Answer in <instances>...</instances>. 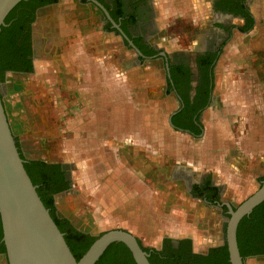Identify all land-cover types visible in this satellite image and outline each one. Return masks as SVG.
<instances>
[{
  "label": "crops",
  "instance_id": "obj_1",
  "mask_svg": "<svg viewBox=\"0 0 264 264\" xmlns=\"http://www.w3.org/2000/svg\"><path fill=\"white\" fill-rule=\"evenodd\" d=\"M260 2L248 3L254 29L260 26ZM42 16L47 30L42 25L36 30L45 35V32L62 28L77 31L73 0H59L54 13ZM248 44L250 46V42ZM107 49L112 53L126 48L115 45ZM230 51L225 50L219 63L227 64L231 60ZM134 54L133 51L131 58L120 57L124 65L120 73L83 71L81 86L75 85L79 79L76 73L74 76L69 71L59 74L66 84H72L66 92L81 97L84 112L80 119L75 117L74 103L79 99L71 100L72 106L66 109L64 118L65 138L61 141L49 138L59 136L57 86L46 89L40 83L33 96H27L23 82L14 92V99L9 100L18 110L11 114L6 112L11 132L16 130L12 133L16 140L35 146L42 156L63 164L68 185L52 196L54 213L57 218L67 220L76 231L96 236L100 230L123 228L145 245L157 249L164 238H188L197 252L223 245L221 207L228 209L227 205L233 206L236 199L254 191L257 179L263 174L264 158L259 160L262 163L258 166H251L256 157L253 151H249L247 142L229 131L231 127L225 126L222 120L218 119L215 125L205 123L207 116L203 112L200 134L189 137L171 128L168 111L169 127L183 133L180 137L195 141L187 144L189 152H178L176 159L169 155L155 158L154 122L147 115L148 99H142L138 88L137 91L131 89L126 80L122 81L131 77V73L134 75L131 67L138 64ZM38 61L33 77L42 81L49 79L52 85L57 75L41 71L40 64L48 62L46 57ZM27 74L30 73L24 75ZM215 78L213 101L215 89L225 92L227 81L225 76ZM229 87L231 95H249V86L233 92ZM139 101L146 104L139 105ZM140 111L146 114L144 122L139 121ZM62 142L64 149L60 148ZM193 186L209 189L202 195L194 194ZM211 187L216 188L214 196ZM244 264H264V255L249 257Z\"/></svg>",
  "mask_w": 264,
  "mask_h": 264
},
{
  "label": "rangeland",
  "instance_id": "obj_2",
  "mask_svg": "<svg viewBox=\"0 0 264 264\" xmlns=\"http://www.w3.org/2000/svg\"><path fill=\"white\" fill-rule=\"evenodd\" d=\"M250 1L251 3L253 2V0ZM152 2L154 18L157 21L156 31L159 29L156 33L161 39V45L168 51L182 48L185 44L193 46L194 38L186 35L190 32L189 29L192 30L200 26L199 24L206 20L209 14V0H159L158 3L157 0H152ZM77 4L73 0V11L75 12L73 19L77 23V31L71 32L62 28L54 32H45L47 33V39L43 46L48 47L49 51L51 50L52 52H39L34 59L33 71L39 67V58L46 55L48 62L44 65L40 64L41 71L55 73L58 79L50 85L51 81L49 79L42 81L38 77L34 78L32 72L27 75H24L26 73L13 75L10 77L9 83L4 82L0 84V93L2 92L1 100L7 114L18 110L17 105H13L9 100L14 99L12 97L14 92L18 91V87L21 84L23 85V82H25L27 96H33L35 87L40 83L46 89L57 86L56 99L58 109L56 112L58 115H56L59 125L56 126V130L60 137L49 136V138L54 140H59L60 138V141L65 138L64 118L67 115L66 109L72 106L71 100H74V98L79 99V102L74 103L75 117L80 119L84 112H82L81 108V97L66 92L67 88L72 87V84L71 82L66 84L65 79L61 78L59 74L65 75V72L69 71L74 76L73 73H76L79 79H77V84L75 85L81 86L83 71L98 72L101 70L112 72V74L114 72L120 73V69L124 66L123 63L121 64L122 60L120 57L126 59L133 56L131 49H124L125 47L118 35L101 29L100 13L94 7H86V4H83V7V5ZM260 5L259 11L262 12L260 26L254 29V24H252L249 35L242 36L235 33L232 36L229 46L233 45L237 47L238 51L229 48L228 50H231L229 52L231 60L228 63L226 62L227 64L218 63L215 71L216 80L218 76H225L227 78L226 91L224 92V89L219 91L216 88L212 105L208 106L203 113L204 116H207L205 123L215 125L218 119L222 120L225 126L231 127L229 131H234V133L247 142L249 151H253L254 156H256L254 157L255 160L251 161V166H258L257 164L262 163L259 160L264 158V0H261ZM55 10L56 8L46 10V14H52ZM43 19L42 16L38 22L39 25L37 24V28L42 25L47 30L43 24ZM236 44L238 45L236 46ZM115 45L121 46L124 50H115L109 53L107 47ZM117 58H120V60L118 61ZM248 58L249 60H247ZM136 63L138 64L131 67V71L134 74L132 75L131 73L130 76L132 78H123L122 81L126 80L131 89L137 91L136 88H138V92H142L139 95L142 99L146 97L148 99L146 102L148 104L147 115L154 122L155 158L156 156L165 158L166 155H169L176 159L179 156L178 152L181 154L189 152L186 149L187 144L195 140L189 137H180L184 136L182 135L183 133L175 132L169 127L167 122L169 106L165 104V101L160 99L157 85L160 83L159 74L147 60H136ZM216 86L217 83L215 84ZM247 86H249V95H231L228 93V87L233 92ZM144 103L139 101V105H145L146 103ZM242 107H244L243 110ZM145 115L143 111H140L138 113L139 121L144 122ZM16 141L24 156L40 157L46 161H53L52 158L42 156L37 148H34L35 146L29 143H22L19 140ZM60 148H65L63 142L60 143ZM262 168L263 174L259 176L260 178L264 177V167ZM260 178L257 179L253 190L259 186ZM244 198L245 196L236 199L233 206L238 205ZM226 216L224 215L222 220L223 231L225 229L224 218ZM102 231L104 230H100L96 234L98 235ZM140 241L142 245L147 246L142 240ZM0 264H6L4 253L3 257L0 258Z\"/></svg>",
  "mask_w": 264,
  "mask_h": 264
},
{
  "label": "flooded vegetation",
  "instance_id": "obj_3",
  "mask_svg": "<svg viewBox=\"0 0 264 264\" xmlns=\"http://www.w3.org/2000/svg\"><path fill=\"white\" fill-rule=\"evenodd\" d=\"M95 1L102 5L107 14L93 0H74V2L78 3L77 5L81 4L82 6L86 4V7H94L100 13L101 29L118 35L126 49H131L136 52V55H134L137 60H147L159 74L160 83L157 85L160 92V99L165 101V104L169 106L168 119H170L172 124L171 128L183 132L189 137L198 136L201 132L200 117L213 101L214 77L219 59L223 56L226 49L228 50L231 48V50L234 49V51H238L237 47L233 45L229 46V44L235 33L242 36L248 35V31L251 29V26L249 27L248 24V17L242 15L239 9H231L228 5L220 2V0H209V14L206 20L200 23V26L192 30L189 29L190 32L186 35L194 38V45L190 46L185 44L182 48H175L168 51L161 45V39L156 33L159 29L156 31L157 21H155L156 19L154 18L152 0ZM249 1L250 0L243 1L248 12ZM58 2L59 0H32L21 9L23 17L27 15L31 17V19L25 21V25L22 29L23 34L21 37H18L19 42L28 45L29 55L27 58L29 61H27L31 64V68L27 71L6 70L0 84L4 82L9 83V79L13 75L32 73L36 54L39 52H52L51 50L49 51L48 47L43 46L47 36L41 33L40 30H36V28L42 15L46 14V10L56 8ZM249 14L251 13L249 12ZM252 24H254V18ZM183 36L186 37L184 34ZM190 37L189 39L191 40ZM36 42L38 43L36 44ZM44 57H46V55H44ZM21 60L22 59H20V61ZM247 60H249V58ZM25 62L26 59L24 63ZM15 142L17 145L16 138ZM17 148L20 156L22 155L21 157L24 160L29 158H40L31 156L26 157L21 153L18 145ZM65 181L68 185L66 171ZM202 187L203 186H193L191 187V192L200 195L208 192L206 188L204 192L198 193V190H203ZM55 193L56 192L52 193V196ZM221 212L223 216L228 215L227 209L223 207H221ZM65 226L66 228L75 230L69 223H66ZM170 239L173 245L176 246L178 240L183 238ZM253 246L264 249L263 239L259 241V244L256 243V246ZM188 248L192 252H197L193 250L191 242L188 247L184 246L185 251H187ZM208 249L197 253H204ZM261 255H264V253H256L252 256L242 257L243 264L249 257Z\"/></svg>",
  "mask_w": 264,
  "mask_h": 264
},
{
  "label": "water",
  "instance_id": "obj_4",
  "mask_svg": "<svg viewBox=\"0 0 264 264\" xmlns=\"http://www.w3.org/2000/svg\"><path fill=\"white\" fill-rule=\"evenodd\" d=\"M20 1L0 0V28L6 25L4 19L8 12ZM93 1L107 14L99 2ZM168 122L172 126L170 119ZM24 162L0 94V224L7 264H94L112 242L123 243L136 264H151L138 238L123 228L100 232L76 259L64 233L38 194ZM263 200L264 177L238 205H227L223 244L227 248L229 264H243L236 238L237 226L242 217Z\"/></svg>",
  "mask_w": 264,
  "mask_h": 264
},
{
  "label": "trees",
  "instance_id": "obj_5",
  "mask_svg": "<svg viewBox=\"0 0 264 264\" xmlns=\"http://www.w3.org/2000/svg\"><path fill=\"white\" fill-rule=\"evenodd\" d=\"M31 1L32 0H21L18 2L6 15L4 19L6 25L0 28V81H2L3 74L6 70L27 71L31 68V64L28 63L29 59L27 58L29 55L28 45H24L18 41V37H21L23 34L22 29L25 25V21L31 19L28 15L23 17L21 9ZM243 1L244 0H220V2L228 5L231 9H239L242 15L247 16L250 27L253 23V18L246 10ZM20 59L24 61L26 59V62L24 63V61H20ZM24 166L32 182L36 185V190L43 203L49 208L54 221L64 233V238L73 255L78 259L95 236L73 230L72 228H66L65 224L68 223L67 220L57 218L54 213L52 193L62 190L67 186L63 164L60 162L46 161L41 158H29L25 160ZM261 179H263V177L260 178V181ZM202 188L203 190H198V193L204 192V189L208 188V186H203ZM215 189V187L210 188L213 196L216 192ZM213 196H211V199H213ZM1 237L2 230L0 224V253L5 254ZM236 238L239 252L243 258L249 255L252 256L256 253H264V249H259L256 246V243L259 244L261 239L264 241V200L239 221L236 230ZM138 241L142 245L141 241ZM189 243L190 240L188 238H183L178 240V244L174 246L170 238H164L159 249L143 245L142 247L148 253V259L151 264H229L228 252L225 244L211 247L204 253H197L192 252L189 248L187 251L184 250V246L188 247ZM94 264L136 263L130 251L123 243L112 242Z\"/></svg>",
  "mask_w": 264,
  "mask_h": 264
}]
</instances>
